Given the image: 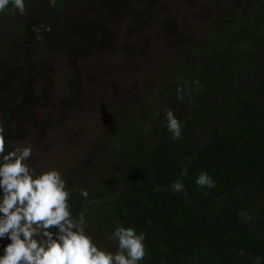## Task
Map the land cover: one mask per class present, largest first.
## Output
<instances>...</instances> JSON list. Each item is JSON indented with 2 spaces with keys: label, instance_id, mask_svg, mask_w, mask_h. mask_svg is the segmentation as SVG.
Masks as SVG:
<instances>
[{
  "label": "rangeland",
  "instance_id": "374dc122",
  "mask_svg": "<svg viewBox=\"0 0 264 264\" xmlns=\"http://www.w3.org/2000/svg\"><path fill=\"white\" fill-rule=\"evenodd\" d=\"M25 7V15L0 12L6 150L30 146L31 168L60 171L73 215L82 211L86 233L114 252L103 207L135 179L126 166L135 143L166 140L177 149L186 129L202 142L231 130L243 103L264 107V0H56L54 7L25 0ZM168 109L181 122L179 139L167 129ZM246 194L241 217L251 223L264 209V188ZM8 243L0 239V255Z\"/></svg>",
  "mask_w": 264,
  "mask_h": 264
},
{
  "label": "trees",
  "instance_id": "16d2710c",
  "mask_svg": "<svg viewBox=\"0 0 264 264\" xmlns=\"http://www.w3.org/2000/svg\"><path fill=\"white\" fill-rule=\"evenodd\" d=\"M231 127L202 142L186 129L177 149L166 140L135 143L126 162L135 179L103 207L106 232L117 224L143 232L145 264H264V209L251 223L241 217L246 189L264 188V107L243 103ZM201 171L213 188L196 184ZM177 179L186 194L171 189Z\"/></svg>",
  "mask_w": 264,
  "mask_h": 264
},
{
  "label": "clouds",
  "instance_id": "9594fccd",
  "mask_svg": "<svg viewBox=\"0 0 264 264\" xmlns=\"http://www.w3.org/2000/svg\"><path fill=\"white\" fill-rule=\"evenodd\" d=\"M55 5L56 0H50V6ZM6 10L25 15V0H0V12ZM34 31L38 33L37 39H41L40 29ZM177 92L182 100L183 96L179 95L182 89L178 87ZM165 117L172 138L179 139L181 122L171 109L166 110ZM31 156L30 146L6 150L4 129L0 126V239L10 240L0 255V264H139L144 259V233L137 234L134 228L122 224H117L108 236L116 244V250L99 247L86 233L84 213L73 215L72 189L60 171L37 172L27 163ZM181 176H187L183 166ZM195 182L202 189L215 186L205 171L198 174ZM170 187L186 194L180 179ZM80 195L87 199L88 192L82 189Z\"/></svg>",
  "mask_w": 264,
  "mask_h": 264
}]
</instances>
